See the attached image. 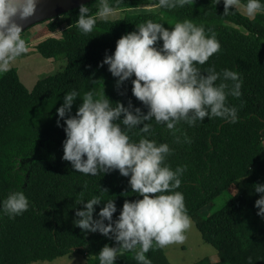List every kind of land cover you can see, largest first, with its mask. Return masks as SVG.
<instances>
[{"label":"trees","instance_id":"obj_1","mask_svg":"<svg viewBox=\"0 0 264 264\" xmlns=\"http://www.w3.org/2000/svg\"><path fill=\"white\" fill-rule=\"evenodd\" d=\"M246 2L241 0L242 4ZM260 2L264 4V0ZM108 3L114 14L123 15L107 20L97 17L89 34L77 27V8L44 22V27L32 37L31 42L41 40L36 50L44 58L57 60L65 56L67 65L63 70L43 76L31 91L16 68L0 77V264L53 261L73 253L85 255L89 264H99L98 254L105 245L119 246L98 231L86 232L76 227L75 213L83 209L87 200L100 196L102 201L94 206L93 218L99 219L101 208L113 199L117 209L113 214L115 221L125 200L142 197L132 192L130 176L124 177L118 170L85 175L62 159L66 125L58 117L57 109L64 103L65 94L75 90L80 94L70 113L75 115L83 94L95 90L104 91L113 107L116 102L127 107L131 101L133 108L139 107L146 114V106L132 95L131 81L135 77L117 88L118 78L108 71V65L100 64L106 55L114 53L119 38L138 31L137 25L152 20L171 30L175 23L185 19L202 25L207 35H211L208 29L214 31L221 45L220 51L204 65H197L201 73L206 75L213 66L217 73L222 74L225 69L239 73L242 95L227 98V105L238 109V121L206 117L194 126L181 121L173 136L166 125L157 124L153 118L146 122L153 126L150 134L140 133V125L129 135L134 142L146 136L157 144L167 143L172 153L165 163L173 170L186 166L176 191L183 194L188 215L220 257L214 263L205 259L197 264H264V217L257 215L259 209L255 206L264 194L254 189L257 184L264 185V13L251 19L233 8L224 15L223 0H194L191 5L172 9L158 7V0ZM99 5L100 0L86 4L89 15L95 16ZM135 10L140 12H131ZM57 34L60 36L56 37ZM162 43L159 41L157 47H162ZM222 80L221 75L217 85ZM226 83L230 90L233 82ZM176 137L179 143L175 142ZM229 190L231 198L222 208L201 214ZM17 191L28 198L29 208L10 218L3 212V201ZM81 200L84 203L78 204ZM146 257L151 264H171L163 248L155 245ZM115 264L139 262L135 260V251H130L118 254Z\"/></svg>","mask_w":264,"mask_h":264},{"label":"clouds","instance_id":"obj_2","mask_svg":"<svg viewBox=\"0 0 264 264\" xmlns=\"http://www.w3.org/2000/svg\"><path fill=\"white\" fill-rule=\"evenodd\" d=\"M193 3L194 0H158V7L172 9ZM223 4L224 15H228L229 9L241 7L249 18L264 13L260 0H247L243 5L241 0H223ZM37 5L38 0H0V73H7L17 58L29 52L21 35L23 22L36 14ZM113 14L114 8L108 0H100L95 16L89 15V8L81 4L77 27L83 34H89L97 17L107 20ZM137 29L117 40L114 53L106 55L100 67L108 65V71L118 78L117 88L134 76L132 95L146 106L147 113L139 107L133 108L131 101L127 107L122 102H116L113 107L104 91L95 90L83 94V102L75 115L70 114L74 101L80 96L75 90L65 94L64 103L57 109L58 117L66 125L62 159L85 175L118 170L122 176H130L132 192L142 197L135 201L125 200L115 221L113 214L117 209L113 199L101 208L99 219H94L93 213L94 206L102 201L100 196H93L86 203L78 202L84 203V207L76 211L78 219L74 225L86 232L98 231L119 245H105L98 254L99 264H115L118 254L130 251H135L139 264H151L146 253L154 245L162 249L183 244L187 238L185 233L191 228L185 198L176 191L181 186L180 177L186 166L173 170L165 163L172 153L167 143L157 144L146 136L134 142L129 132L143 125L139 132L150 134L153 126L146 122L153 118L157 124L166 125L173 136L179 131L176 126L181 121L189 126L206 117L230 123L238 121V109L228 106L227 98L242 95L239 73L227 69L222 74L217 73L213 66L205 75L197 67L220 51L214 31L208 29L211 35H207L202 25L197 26L188 19L175 23L171 30L152 20L137 25ZM159 41L163 42L162 47H157ZM221 75L223 80L217 85ZM229 80L233 82L230 90L226 83ZM60 119L57 126H60ZM185 140L191 142L186 136ZM175 142H180L179 137ZM254 189L264 194V185L257 184ZM255 206L259 209L257 215L264 217V195L256 200ZM28 208L29 200L21 191L9 194L3 201V212L10 218Z\"/></svg>","mask_w":264,"mask_h":264},{"label":"rangeland","instance_id":"obj_3","mask_svg":"<svg viewBox=\"0 0 264 264\" xmlns=\"http://www.w3.org/2000/svg\"><path fill=\"white\" fill-rule=\"evenodd\" d=\"M40 1L42 0H38V2ZM241 5L243 4L241 3ZM148 10L153 11L155 9ZM239 11L247 16L242 7ZM131 12L137 13L140 11L135 10ZM120 15L122 16L123 14L115 13L110 17L118 18ZM42 27H44V23L38 24L21 34L22 38L25 39L28 44L29 52L17 58L10 66V69H17L21 81L29 90H32L36 82L43 76L63 70L67 65L65 56H61L57 60H46L37 52L36 46L41 40L35 42H31L30 40L42 29ZM55 36L59 37L60 34ZM2 75L3 73H0V77ZM230 198L231 192L229 190L218 197L212 204L204 208L201 214L208 215L209 213L216 212L222 208ZM191 222V228L185 233L187 238L183 244H172L163 248L168 261L171 264H197L205 259H209L213 263L217 262L220 259L218 250L204 240L197 227V223L192 219ZM33 264H89V259L83 254L73 253L59 257L53 261H40Z\"/></svg>","mask_w":264,"mask_h":264},{"label":"water","instance_id":"obj_4","mask_svg":"<svg viewBox=\"0 0 264 264\" xmlns=\"http://www.w3.org/2000/svg\"><path fill=\"white\" fill-rule=\"evenodd\" d=\"M95 0H42L38 2L36 14L28 21L23 22V32L28 31L30 28L53 20L65 13L75 10L81 4L86 5ZM76 250V249H75Z\"/></svg>","mask_w":264,"mask_h":264},{"label":"crops","instance_id":"obj_5","mask_svg":"<svg viewBox=\"0 0 264 264\" xmlns=\"http://www.w3.org/2000/svg\"><path fill=\"white\" fill-rule=\"evenodd\" d=\"M40 56L43 57L41 54H40ZM43 58H44V57H43ZM44 59H46V58H44ZM46 60H52V59H46ZM37 82H38V81H37ZM37 82H36V84H37ZM36 84H35V85H36ZM34 87H35V86H34ZM34 87H33V89H34ZM33 89H32V90H33ZM30 91H31V90H30Z\"/></svg>","mask_w":264,"mask_h":264}]
</instances>
